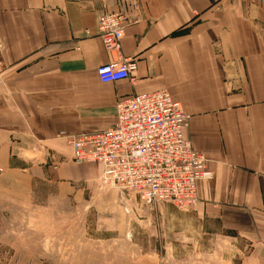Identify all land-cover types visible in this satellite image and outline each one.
<instances>
[{
	"label": "crops",
	"instance_id": "0c3cea01",
	"mask_svg": "<svg viewBox=\"0 0 264 264\" xmlns=\"http://www.w3.org/2000/svg\"><path fill=\"white\" fill-rule=\"evenodd\" d=\"M111 9L130 20L133 81L97 78ZM162 88L213 171L192 209L247 239L242 264H264V0H0V184L96 182L102 166L74 161L59 134L106 129L116 101Z\"/></svg>",
	"mask_w": 264,
	"mask_h": 264
},
{
	"label": "rangeland",
	"instance_id": "374dc122",
	"mask_svg": "<svg viewBox=\"0 0 264 264\" xmlns=\"http://www.w3.org/2000/svg\"><path fill=\"white\" fill-rule=\"evenodd\" d=\"M99 178L28 194L0 184V264H242L247 239L218 220Z\"/></svg>",
	"mask_w": 264,
	"mask_h": 264
},
{
	"label": "built area",
	"instance_id": "2783aa9c",
	"mask_svg": "<svg viewBox=\"0 0 264 264\" xmlns=\"http://www.w3.org/2000/svg\"><path fill=\"white\" fill-rule=\"evenodd\" d=\"M129 21L120 10L103 11L97 17L98 36L109 56L96 68L101 83L133 81L136 58L121 52ZM188 120L181 103L162 88L116 101L115 121L106 129L59 135L74 161L102 166L103 186L132 193L147 206L189 209L198 201V182L211 179L213 171L205 154L195 150L185 135Z\"/></svg>",
	"mask_w": 264,
	"mask_h": 264
}]
</instances>
